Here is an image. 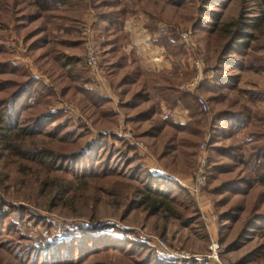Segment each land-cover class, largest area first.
<instances>
[{
  "label": "rangeland",
  "instance_id": "obj_1",
  "mask_svg": "<svg viewBox=\"0 0 264 264\" xmlns=\"http://www.w3.org/2000/svg\"><path fill=\"white\" fill-rule=\"evenodd\" d=\"M33 1L0 0V264H264V182H257L264 176L258 166L250 171L248 158L262 142L252 143L250 133H264V0H53L41 15ZM81 3L79 22L46 24L40 33L46 16ZM100 14L113 17L110 36L130 18L135 30L175 39L183 50L168 56L174 66L167 75L184 72L178 89L193 94L192 102L168 110L149 74L141 85L160 112L148 123L134 116L149 105L129 109L133 93L118 98L115 79L110 88L104 82L114 99L110 109L86 101V87L104 94L96 68L102 78L112 70L113 58L102 53L107 47L96 42H105ZM228 23L241 28L242 45L213 48L215 35L207 31ZM54 36L78 43L61 47ZM88 47L96 68L86 62ZM63 56L80 63L61 67ZM195 76L197 85L185 88ZM27 82L42 90L32 107L11 101ZM47 111L61 113L36 118ZM154 125L160 129L153 138L147 130ZM103 170L108 179L89 178ZM150 176L180 187L174 214L137 207L136 192ZM85 240L99 243L84 249Z\"/></svg>",
  "mask_w": 264,
  "mask_h": 264
},
{
  "label": "trees",
  "instance_id": "obj_2",
  "mask_svg": "<svg viewBox=\"0 0 264 264\" xmlns=\"http://www.w3.org/2000/svg\"><path fill=\"white\" fill-rule=\"evenodd\" d=\"M55 1V0H54ZM53 0H34L30 5H33L34 7H37L39 10V14L41 15L42 13H48L46 11H49L51 9V4L54 2ZM61 4H67L69 1L68 0H60ZM56 2V1H55ZM71 6L69 8L72 7V4H70ZM69 8L65 9L64 11H68L67 13H63V14H50L49 17L46 16V18L42 21L43 25L40 27V33H44V31L46 32V24H52L54 25V27H59V24H57V22L63 21V22H74L77 23L79 22L78 17H80L81 12H79L80 10L82 11V3L81 4H77L74 6L73 10L70 12ZM109 14V13H108ZM108 14H100L99 15V24L103 25V28L101 31L98 32V34L100 36L105 35V42L102 44L103 48L106 46V52L109 54V56H111V58H113V62L111 64L112 70L111 73H109L108 75H112V74H116V72L121 71L122 77L118 79V81L116 82L115 85V90H119L117 95L118 98H123L129 95V93H133L132 94V98H134L133 103H129L131 104V106L129 107V109L132 108H139L140 106H144V105H149V107L147 109H145L143 111L142 114H138L136 116H134L136 119L138 118H145V122L149 121L152 116L155 117L158 115V113L160 112L159 109V105L158 102H152L150 100V96L147 92V90L145 89V85H141L142 83L139 84V86H133L135 85L134 83L137 81L139 75H141V73L139 72V68H138V64L136 63V61L133 59L131 60L130 63H128L127 60V56L126 54L122 51L121 47L122 45L126 42V35L122 32L119 31L118 34H116L115 36H110L109 33L111 32L112 35H114L115 31L112 32L110 30L109 24L107 22L111 21L112 15H108ZM123 16V15H122ZM40 16H33V19L35 18H39ZM54 21V22H53ZM107 23V24H106ZM61 25V24H60ZM64 27V26H62ZM148 27V26H147ZM64 29L65 32H67L68 35V31L67 28H62ZM240 27H237L234 29L232 27L231 23L225 24L222 26V28L220 29V31L218 33L214 32L215 30L213 28L209 29L207 32L211 35H215L214 38V44H213V48L215 47V49H217L218 47H220V45H222L224 48L230 50L232 47H237V46H241L243 42L242 39H245L244 33L241 32ZM59 36H54V38L56 39V43H58L61 47H68L70 46L72 43L74 45H76V43H78V41H73L72 39H70L68 36H64V38H57ZM155 43L159 46H163L164 49L166 50V55L167 56H176L178 53L182 52V47L181 45L177 44L176 40L173 38H170L168 36H159L158 38H156ZM211 41L208 40L206 45H209V47L212 45L210 44ZM237 45V46H236ZM37 46V45H36ZM114 57H116V60H114ZM71 58V59H70ZM68 58L67 56H63L62 59H64V63L62 62V64H60L61 67L67 66V65H77L80 63L79 58L77 57H70ZM103 60H106V58L104 57ZM109 60L107 61V65ZM120 73V74H121ZM184 72H182L181 76L179 75L178 72H176L173 76H169L167 75L165 72H161L158 75L155 76L154 80H156V84L151 86L152 90H154V92H156V97L160 98L163 102H165L168 110H172L174 107L177 106V104H184L185 101H187L189 99L190 102H192L190 99H192L193 94L191 93H185V92H181L178 89V84L184 80ZM82 82V81H81ZM84 83V82H83ZM122 87H125L124 89ZM138 87L139 90L132 92L135 90V88ZM87 89L86 92H92V96H89L86 101H89L90 104H92V106H99V108H103V107H109L107 105H109V100L102 96L101 94H98L96 91L94 90H89V88H85ZM200 89V88H199ZM198 89V90H199ZM42 90H39L37 87L35 86H31L30 82H27L26 85H23V87H21L20 89H18L17 91H15L12 94V102H17L19 106H26V107H32L34 106L36 103H40V102H36L34 104V96L33 94L35 93V95H42ZM46 96H48V94H46ZM136 99L140 100V104L138 101H136ZM30 101V102H29ZM127 103V102H126ZM125 103V104H126ZM32 104V105H31ZM199 106V105H198ZM200 108V107H199ZM106 109V108H104ZM110 109V108H108ZM201 110V108H200ZM109 111V110H107ZM104 115H109L106 110L103 111ZM61 112L57 111L55 113H51V112H42L41 114H38V116L36 117L39 121H43V120H47V119H51L53 117H55L56 115H60ZM241 116V115H240ZM1 118V117H0ZM1 121V120H0ZM162 123H165L164 126L167 127V125L169 127H172L174 129H176V132L179 131H184V129H180L178 128L179 126H183V125H179L175 123H167V120H161ZM148 123V122H146ZM149 129L153 130V132L151 130H147L148 134L150 137H156L157 135V131H159L160 127L159 126H152ZM251 137H252V143L258 142V141H262L261 144L259 146H254L253 147V154L250 155L248 154V158L249 161L252 163V161H254V163L252 164V166L250 165V162L246 163L247 165H250V171L251 172H255L258 166L259 169V175L264 176V164L259 166L257 164V161H259V158L262 157V159H264V154H261L264 152V133H250ZM81 154V152L78 153H74L72 154L70 157H77V155ZM83 154V153H82ZM107 170H103V172H101L100 174H93L90 175L89 178H97L100 177V179L106 180L108 179V177H110V174L106 172ZM147 177V176H146ZM257 182L259 183H263L264 182V177L260 178ZM251 187V186H249ZM180 187L177 185V183H172L170 181H168L166 178H159V177H155V176H150L148 179V183H145V185L143 186V190H140L138 192H136V196L139 198L138 202H136L137 207L140 208H144V210L148 211L150 214H157L159 212L162 211H167V212H171L174 214V211L172 210V204H174L173 202L176 201L177 199V195L174 194V191L177 189H179ZM132 194L134 195V192H132ZM264 215V214H263ZM3 216V215H2ZM6 216H3V218H5ZM5 220H7L6 222V230L12 231L11 229H9V225H8V221L9 219L5 218ZM4 220V221H5ZM91 228H89L90 230ZM95 230V229H94ZM71 241V240H69ZM78 240H72L71 242L73 243L72 247H76L78 248L79 246H81V244L78 246H74L75 243ZM88 240L84 241V249H89V245L93 244L91 242H94V244L99 243L98 240H90L89 242H87ZM126 250H124L123 252H126ZM43 259V257H42ZM41 263V259L39 260V262L37 264ZM43 263V260H42Z\"/></svg>",
  "mask_w": 264,
  "mask_h": 264
},
{
  "label": "crops",
  "instance_id": "obj_3",
  "mask_svg": "<svg viewBox=\"0 0 264 264\" xmlns=\"http://www.w3.org/2000/svg\"><path fill=\"white\" fill-rule=\"evenodd\" d=\"M129 23V24H128ZM123 30L122 32L126 35V42L122 45L121 49L126 54L128 63L131 62V60H135L138 64L139 72L141 75H139L137 81L134 83L133 86H139V84L142 81V78L144 75H151L156 76L161 72H165L166 74L171 73L169 72L171 68L174 66V62L171 60L170 57L166 55V50L163 46H159L155 43V38L151 33L146 29V27L142 26V28L139 30H135L134 25H131L130 18L126 19L123 23ZM147 33V34H146ZM109 35H112L111 32ZM101 37H97L96 42L102 46ZM104 41V39H103ZM103 55H109L106 51L102 50ZM104 58V56H103ZM99 69V70H98ZM96 75L100 81L101 89L103 90L104 94L101 93L104 97H106L109 102L113 99V96L110 95V85L109 82H111L113 79L114 81H118V77L121 73V71L116 72V74L106 76L102 78V69L96 68ZM100 71V74L98 73ZM112 77V78H111ZM106 80V81H105ZM108 86L107 83H109V88H107L104 84ZM176 114V112H174ZM179 123H183L182 121H179Z\"/></svg>",
  "mask_w": 264,
  "mask_h": 264
},
{
  "label": "built area",
  "instance_id": "obj_4",
  "mask_svg": "<svg viewBox=\"0 0 264 264\" xmlns=\"http://www.w3.org/2000/svg\"><path fill=\"white\" fill-rule=\"evenodd\" d=\"M183 38H186V36L183 35ZM87 54H88V57H87V60H86L87 64L91 68H96V66H97V58L95 56V50H93V48L88 47ZM197 82H198V77L195 76V78H193L188 84H185L184 87L185 88H194L197 85ZM198 104H199V106H200V108H201L202 111H204V112L207 111V106H206V103H205V101L203 99L199 98L198 99ZM125 137L129 138L130 140H132L134 142V145L136 147H138L140 149L144 148L143 147V144L141 142H138L137 140H134L132 138V135L130 133H126L125 134ZM142 150H144V149H142ZM202 159L205 161V158H202ZM196 179H197V182L199 184H202V181L204 179V174H203L202 171H198L197 178ZM161 245L164 248H166V245L165 244L161 243ZM212 250H213L214 253L217 252L218 245L216 244V242H213L212 243ZM215 256H216V254H215Z\"/></svg>",
  "mask_w": 264,
  "mask_h": 264
}]
</instances>
